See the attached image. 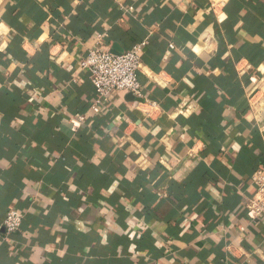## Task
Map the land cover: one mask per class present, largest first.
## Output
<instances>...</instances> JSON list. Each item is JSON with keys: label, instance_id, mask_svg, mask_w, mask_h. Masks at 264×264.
<instances>
[{"label": "crops", "instance_id": "0c3cea01", "mask_svg": "<svg viewBox=\"0 0 264 264\" xmlns=\"http://www.w3.org/2000/svg\"><path fill=\"white\" fill-rule=\"evenodd\" d=\"M144 42L92 111L80 62ZM258 171L264 0H0V264H264Z\"/></svg>", "mask_w": 264, "mask_h": 264}, {"label": "built area", "instance_id": "2783aa9c", "mask_svg": "<svg viewBox=\"0 0 264 264\" xmlns=\"http://www.w3.org/2000/svg\"><path fill=\"white\" fill-rule=\"evenodd\" d=\"M145 45V42L135 45L131 50L122 53L105 52L97 46L80 62V68L87 73L88 80L97 94V100L91 107L92 111L98 113L100 105L116 93L124 92L135 98L142 97L139 73ZM151 106L156 107V104ZM85 120L84 115L78 116L74 122L75 127H80ZM251 180L256 194L247 200L245 207L250 219L259 221L264 218V172H256ZM24 219L25 216L18 211H9L4 221L6 234L10 236L19 233Z\"/></svg>", "mask_w": 264, "mask_h": 264}]
</instances>
